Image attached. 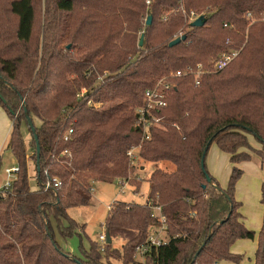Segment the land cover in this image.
<instances>
[{"label": "trees", "instance_id": "obj_1", "mask_svg": "<svg viewBox=\"0 0 264 264\" xmlns=\"http://www.w3.org/2000/svg\"><path fill=\"white\" fill-rule=\"evenodd\" d=\"M46 2L51 27L41 44L34 42V0H6L14 27H4L0 18V105L13 123L6 147L20 167L12 187L0 189V264H113L112 258L133 264L142 246L147 247L146 264L240 263L243 256L232 251L233 244L256 236L245 225L235 191L243 175L237 164L254 154L263 159L248 136L264 148V0ZM78 9L87 13L84 18H75ZM192 13L204 15L206 24L193 27ZM248 13L256 19L251 25ZM149 15L151 25L145 22ZM184 34L185 41L169 45ZM228 46L242 50L225 69L202 76L200 84L192 75L174 76L189 65L208 66ZM165 77L173 88L146 140L135 125L134 109L143 104L146 90ZM83 87L86 92L79 97ZM28 116L41 146L36 190L27 161L36 140L32 134L28 146L21 132L23 121L30 127ZM70 127L74 133L65 142ZM211 140L234 164L226 188L206 163L202 166ZM141 144L142 157L170 161L175 169L153 171L145 203H112L105 231L112 241L125 240L121 250L112 243L102 250L94 241L80 257L65 250L51 220L61 235L72 236L78 224L68 209L90 203L95 181L130 180L134 166L127 152ZM66 148L72 155L61 157ZM2 164L0 155V170ZM47 182L51 188L44 187ZM154 206L161 208L159 216ZM159 227L166 240L153 244L150 238ZM255 264H264V224Z\"/></svg>", "mask_w": 264, "mask_h": 264}, {"label": "rangeland", "instance_id": "obj_2", "mask_svg": "<svg viewBox=\"0 0 264 264\" xmlns=\"http://www.w3.org/2000/svg\"><path fill=\"white\" fill-rule=\"evenodd\" d=\"M34 1L37 13L34 42H39L41 44L43 40L44 31H46L47 27H51V25L48 23L49 19H47L45 15L47 13V7H49V4L46 2L47 0ZM5 8L6 0H0V18L5 25L4 27H14L16 24V19L10 14H8ZM74 14H76L75 18L82 19L86 16L87 13L82 14L80 12V9H78ZM247 17L251 21L250 25L256 20L252 15L249 16V13L247 14ZM62 19L63 17L61 18V20ZM61 20L58 21V24L61 22ZM140 38L141 36L137 40V46L139 47ZM70 46L72 45L69 44V47ZM241 50L242 48L228 46L218 52L216 55L212 56L208 60L207 64L208 66H212L216 58L219 55H223L224 52H238L239 55ZM211 66L207 68H210ZM108 74H105V76H107ZM89 103L93 104L92 100ZM95 106L97 108H100L101 104L96 103ZM139 108L140 106L134 109L135 115ZM35 121L37 124H39L38 119L35 118ZM21 132L26 143L29 146V140L32 137L33 133H31V129L28 126L26 120L21 123ZM248 137L252 146H254L256 149L262 150L263 159H261L258 154H254L251 160L237 164L238 167L243 169V175L237 182L235 197L242 204L240 211L244 216L246 227L250 230L255 231L256 236L254 239L244 238L239 239L235 242V247L232 251L236 254H240L243 256V260L240 263L231 260H224L220 264L256 263V253L260 243V232L264 224V204L262 203V186L264 184V148L262 144L253 135L250 134ZM8 141L9 137L7 142ZM2 147L3 146H0V155L2 156L3 160V164L0 170V187L4 186L8 180L7 169L15 164H18L14 153L6 147V144L4 148ZM133 147H137L138 152H141L142 150V144ZM29 148L30 149H28L27 151V161L30 175V185L33 190H36L39 187V183L36 179V146L32 144L29 146ZM205 163L207 169L212 174V176H214L218 180L220 186L226 188L234 164L231 163L227 153L222 151L216 142L212 143L209 147ZM131 166L134 167L130 171V180L126 181L124 178L122 179L121 177H116L111 182L95 181V187H92L91 190L90 203L88 205L75 206L68 209L69 216L73 218L78 224V226L76 227V232L72 236L66 238L61 235L59 231V225L57 224L54 218L51 220L52 226L55 230L56 239L65 250L80 257L83 254V249L89 250L93 241L98 242V244L102 246L99 240V236L102 233H106L105 224L110 213L109 207L112 206V203L116 200L145 203L149 196L150 178L153 171L156 169H161L164 171H173L175 169V165L170 161L163 160L161 162H154L149 161L142 156L136 162V164H133ZM125 183H127V185ZM152 212L155 216H159L160 214L159 210L156 208H153ZM67 225V222L63 221L62 226ZM154 230L156 231V229H153V231ZM157 230V233H153L154 238L157 240H159L160 238H165L166 240V234L163 232V230H161L160 227ZM124 242L125 240L123 238H115L112 241V245L114 248H117L120 251ZM142 250H136L134 256L135 263L133 264L147 263L145 256L142 254ZM111 262L113 264H123L122 260L116 258H112Z\"/></svg>", "mask_w": 264, "mask_h": 264}, {"label": "built area", "instance_id": "obj_3", "mask_svg": "<svg viewBox=\"0 0 264 264\" xmlns=\"http://www.w3.org/2000/svg\"><path fill=\"white\" fill-rule=\"evenodd\" d=\"M251 13H249V16ZM193 18H198L199 16L192 13ZM238 56V52H230L225 53L223 55H219L214 61L213 65L210 68L209 66L198 65L196 67L186 66L183 69H178L174 72L175 77L188 76L192 75L195 78L196 84H200L202 76L211 72H218L225 69L236 57ZM173 88L172 82L168 78H162L156 82V84L146 90L144 96V102L137 110L135 125L141 127L143 130V139L151 138L150 127L154 124L159 123V117L157 116V111L166 107L168 104V98L171 89ZM86 89H82L78 94L79 97L84 95ZM74 133V128H68L63 134V141L70 142L72 138V134ZM137 147H132L128 150L127 155L131 161V164H136V162L141 158L140 151H137ZM72 152L69 148L62 150L60 153L61 157L71 156ZM20 172V167L18 164L13 165L12 167L7 169L8 180L4 186L0 187L1 190L5 191L12 187L13 182L18 178ZM126 180V179H125ZM127 181V180H126ZM125 181V182H126ZM55 186L59 185L60 181L57 178H54ZM127 185V183H125ZM46 189L51 188V183L47 182L44 186ZM111 207V206H110ZM109 207V208H110ZM161 211V208L158 206H154ZM165 240V238H160L159 240L154 238V235L151 236L150 240L153 244H160L161 241ZM99 240L102 244L101 249L104 250L105 244L107 243V235L106 233H102L99 236ZM138 249H143L142 254L147 251L146 246L139 247Z\"/></svg>", "mask_w": 264, "mask_h": 264}, {"label": "water", "instance_id": "obj_4", "mask_svg": "<svg viewBox=\"0 0 264 264\" xmlns=\"http://www.w3.org/2000/svg\"><path fill=\"white\" fill-rule=\"evenodd\" d=\"M152 20H153V17L152 15H149L148 18H147V21H146V24L147 25H151L152 24ZM207 22V18L204 16V15H201L199 16L198 18H196L193 22H192V26L193 27H202L206 24ZM144 34L141 35V38H140V42H139V45L142 46L143 43H144ZM186 40V35H182V36H179L177 38H175L174 40H172L170 42V46H174V45H177L179 44L180 42L182 41H185ZM28 122H29V125L32 129V133L34 134V137H35V140H36V150H37V161L39 163V160H40V154H41V146H40V143H39V140H38V135L36 133V128L33 124V121L31 120V118L28 116ZM212 140L207 144L206 148H205V151L203 152V155H202V166L205 165V159H206V155H207V152H208V149H209V146L211 144ZM209 181H210V178H209ZM107 235V243L111 244L112 243V238L109 234H106Z\"/></svg>", "mask_w": 264, "mask_h": 264}, {"label": "crops", "instance_id": "obj_5", "mask_svg": "<svg viewBox=\"0 0 264 264\" xmlns=\"http://www.w3.org/2000/svg\"><path fill=\"white\" fill-rule=\"evenodd\" d=\"M12 124L13 123H11V119H10L9 114L7 113L5 108L0 105V135H1V137H0V146H3L2 148H4L5 144H7L8 137H9V135L11 133ZM3 141H4V143H3ZM1 144H4V145H1ZM227 155H228V158L230 159V155L229 154H227ZM234 244L232 246V250L235 247Z\"/></svg>", "mask_w": 264, "mask_h": 264}]
</instances>
